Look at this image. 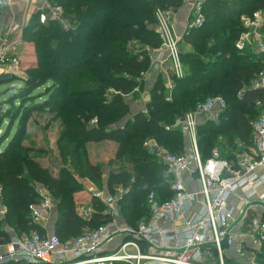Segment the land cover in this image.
<instances>
[{
	"label": "trees",
	"instance_id": "16d2710c",
	"mask_svg": "<svg viewBox=\"0 0 264 264\" xmlns=\"http://www.w3.org/2000/svg\"><path fill=\"white\" fill-rule=\"evenodd\" d=\"M51 1L63 8L70 27L64 28L55 21L41 23L39 13L32 17L26 30L30 31L38 48V71L23 79V86L17 89L19 105H12L0 115L2 120H9L11 133L14 113L22 111L16 116L23 129L27 117L49 100L39 101L40 98H65L68 92L67 98L78 96L81 100L71 105V113L65 119L68 128L74 129L71 137L78 139L71 155L82 178L100 182L103 176L101 165L89 159L86 147L89 142H116V158L127 157L133 165L131 170L112 169L107 182L110 193L119 185L128 190L118 203L123 222L135 226L149 217L147 199L151 191L144 201L141 192L145 187L155 186L156 190L152 191L162 199L172 195L170 180L173 176L143 147L145 140L155 138L171 152L183 153L185 136L180 131H168L164 126L194 110L197 103L209 95L224 96L228 105L220 118L205 123L199 121L197 136L203 159L217 146L224 157L230 158L231 148H236L238 143L243 148L252 144L250 122L242 109L255 106L258 99L264 104V91L248 90L242 100L237 94L264 70V57L249 51L240 52L235 43L244 30L241 16L264 10V0H208L204 26L190 30L185 36L192 48L181 49L185 77L174 78L172 100L167 101L165 79L159 76L151 87L152 97L146 113L134 110L126 98L136 88L143 87L144 82L138 78L150 69V51L162 44L156 32V8L177 10L182 0ZM68 75L75 76L74 80ZM51 81L50 90H40ZM70 81L77 89L74 92L69 91ZM94 118L97 124L91 125ZM9 133L0 140V186L2 204L7 207L6 217L1 221L5 228H0L2 244L9 243L12 234L22 235L34 229L46 234L42 226L34 222L30 208L40 202L34 193L33 179L43 182L59 199L55 233L63 243H70L112 219L99 199H94L96 209L90 220L81 218L74 202V194L83 188L81 182L69 176L55 177L27 154L23 157V167L20 154L16 152L19 143L12 140L1 148ZM227 149L230 150L227 152Z\"/></svg>",
	"mask_w": 264,
	"mask_h": 264
},
{
	"label": "built area",
	"instance_id": "2783aa9c",
	"mask_svg": "<svg viewBox=\"0 0 264 264\" xmlns=\"http://www.w3.org/2000/svg\"><path fill=\"white\" fill-rule=\"evenodd\" d=\"M17 1L3 0L10 6ZM207 1L182 0L190 9L182 35L176 30L173 8L155 10L156 32L162 44L154 50L152 62L161 65L167 75L171 73L164 84L167 101L172 100L174 78L186 75L181 43L190 30L204 26ZM28 4L36 5L42 22L47 18L61 21L64 16L62 7L51 0H28ZM241 22L244 30L235 43L236 49L264 57V10L242 15ZM22 30L21 23L0 21L1 65L9 68L19 65L15 56L6 54L5 44ZM147 77L146 72L138 80L145 83ZM248 90L264 91V70L244 85L237 98L242 100ZM256 103L260 105L263 101L258 99ZM227 105L224 96H210L198 102L194 110L164 126L187 137L189 147L181 154L171 152L155 138L145 140L148 153L173 176L169 198L162 199L155 191L149 193L147 219L135 226L119 223L122 214L118 203L128 193L123 185L115 187L108 196L92 190L94 198L104 200L105 213L112 217L109 222L66 244L58 235H43L35 229L14 235L6 245L0 244V249H4L0 252V264H264V113L250 122L252 144L234 152L230 158L214 148L203 159L199 150V116L218 119ZM96 124L97 119H92L91 125ZM85 179L81 178L80 182ZM49 204L45 199L41 207L46 209ZM1 205L0 214L6 215L7 207ZM30 208L34 222L39 224V206L32 204ZM93 212L92 206H85L77 214L90 220ZM117 238L121 241L111 250Z\"/></svg>",
	"mask_w": 264,
	"mask_h": 264
},
{
	"label": "rangeland",
	"instance_id": "374dc122",
	"mask_svg": "<svg viewBox=\"0 0 264 264\" xmlns=\"http://www.w3.org/2000/svg\"><path fill=\"white\" fill-rule=\"evenodd\" d=\"M5 6H0V21L5 22L7 18L12 19L15 23H21L23 25V30L21 33L13 34L9 38V41L5 44L6 54L13 55L19 60V65L9 68L0 64V73L3 75H9L10 78L0 80V114L2 112H7L12 105L15 107L19 105L18 100H16L17 89L23 86V79H26L29 75L37 73V68L39 65V60L37 56V46L36 42L32 40L30 31L26 30L29 26L30 20L35 14H38V10L33 9L29 10L26 14L23 10L21 15H25L22 20L18 19L16 16L13 17V13L15 12L14 5H6L3 0H0ZM1 5V4H0ZM14 7V8H13ZM63 9V8H62ZM18 11V10H17ZM20 14L18 16H20ZM41 19V23H50L52 21L58 22L64 28L70 27L68 21L63 18L60 20L55 19H45L44 22ZM36 29V28H35ZM26 30V31H25ZM140 44V43H139ZM138 45V44H137ZM154 50L150 51L151 57H154ZM153 61V60H152ZM155 64L151 62V66L149 70H154ZM148 70V71H149ZM147 71V72H148ZM70 80H74L72 75H68ZM77 77V76H76ZM53 83L48 82L46 86H43L41 91H48L52 87ZM47 88V89H46ZM77 89L72 86L70 81L69 91L74 92ZM151 92V91H150ZM131 95L127 97V102L132 103L133 98H136L134 92L130 93ZM68 94H65L64 97L59 98H50L49 96H45L46 98H40L39 101H43L44 99L49 98L48 102L44 107L39 110L32 112L28 117L23 129L20 128V124L18 121V117L16 115L21 114L22 111H17L14 113L15 123L12 128L11 133H9V120H2L0 115V140L3 137H7L9 133V138L2 143L1 148L3 149L8 145L12 140L16 143H19V146L16 147V152L20 154V162L23 163V157L29 155L30 159L36 160L39 164L48 169L50 174L55 177H71L74 181L80 182L82 176L79 174V171L76 169V163L73 162L71 151L75 147L78 139L71 137L73 134L72 131L74 129H69L66 123V115L71 113L69 111L71 105L77 104L81 99L76 96L74 98H67ZM138 96V95H137ZM212 95H209V97ZM152 97V96H151ZM66 99V101H65ZM255 106L251 108H243L242 111L245 113L248 121L251 122L256 119L259 115L264 113V104H257L255 102ZM59 109L57 111L56 109ZM208 117L205 115L199 116V121L205 123L208 121ZM169 125V124H168ZM222 142V141H221ZM236 148H231L232 153L239 152L242 150V144L238 143ZM87 151L89 154L90 161L94 163H98L102 167V179L100 182H95V185L98 188H103L105 180L109 178L110 171L114 168H129L133 169V165L129 161L127 157L122 159L116 158V149L117 144L110 141H100V142H89L87 144ZM144 147V145H143ZM218 147V146H217ZM215 147V148H217ZM219 149V147H218ZM230 149H227V152ZM159 165L160 162L158 161ZM24 167V163L21 164ZM25 170V169H24ZM23 170V171H24ZM33 188L35 189V195L38 196L40 202L37 204L39 208L41 207L42 201L48 199L50 204L47 208L46 217L49 220H52L50 224L54 226V231L56 230V223L59 218V210L58 206V197L54 196V192H52L43 182L37 181L36 179L31 180ZM82 184V182H81ZM83 185V184H82ZM82 190L78 191L74 194V202L76 206L77 201L85 200L89 197L90 192L87 190L85 193L83 191L84 185L82 186ZM152 190H156L155 186L145 187L141 195L146 201V195ZM31 206V205H30ZM41 209V208H40ZM39 209V210H40ZM33 213V212H32ZM40 213V212H39ZM41 214V213H40ZM3 220L0 219V228H5ZM44 224V223H43ZM46 224V223H45ZM48 224V225H50ZM42 226V225H41ZM53 235V234H52ZM54 235H57L54 233ZM0 244L1 241H0ZM7 244V243H6Z\"/></svg>",
	"mask_w": 264,
	"mask_h": 264
},
{
	"label": "crops",
	"instance_id": "0c3cea01",
	"mask_svg": "<svg viewBox=\"0 0 264 264\" xmlns=\"http://www.w3.org/2000/svg\"><path fill=\"white\" fill-rule=\"evenodd\" d=\"M14 7H15V12L12 14L13 17H17L18 19L22 20L23 15H21L20 13H22V11L24 10L25 11V14L29 11V10H32L35 9L36 10V5H31V4H28V0H18L16 2V4H14ZM13 7V8H14ZM18 10V11H17ZM189 5L186 4V3H183L181 5V7H179L177 10H175V24H176V30L177 32L182 35L185 33V30H186V26H187V17L189 15ZM20 14V16H18ZM14 19H12L13 21ZM7 22H11L9 18H7V20H5ZM185 39V37H184ZM192 47L190 44L186 43V41H182L181 43V49L183 50H190ZM155 55V53H154ZM163 67L161 65H158V64H155V69L154 70H149L147 73H148V77H147V81H145V83L143 84V87H138L134 90V94L136 95V98H133V101L131 103V105L133 106V109L134 110H141L143 112H147V104L148 102L151 100V87L152 85L154 84V82L156 81V79H158L159 76H162L164 79H165V82L167 81L168 79V76L171 75L170 72H168V75L166 74V72L162 71ZM131 94H129L127 97H129ZM138 95V96H137ZM186 139V143L184 145V151L189 147V142H188V139L187 137H185ZM114 142V141H112ZM158 142V140H157ZM116 143V142H114ZM159 143V142H158ZM117 144V143H116ZM160 144V143H159ZM162 145V144H160ZM164 146V145H162ZM165 148H167L166 146H164ZM117 148H118V144H117ZM168 149V148H167ZM169 150V149H168ZM117 151V149H116ZM92 162V161H91ZM94 163V162H93ZM119 168H114V170H119ZM130 170V169H129ZM102 179L104 180V177H102ZM109 179V178H108ZM108 179H106L104 182V186L103 188H98L94 181L90 178H87L85 180L82 181V184L84 185V189L83 191L86 193L87 190L90 192L89 194V197L85 200H82V201H77L76 202V211L79 213L80 210L82 209V207H85V206H92L93 209H94V212H95V209L96 207L94 206V199H97V198H94L93 195H92V190H98V191H101L103 192V195L104 196H108L109 194H111L109 191H108V186H107V182H108ZM100 200V199H99ZM102 203H104V200H100ZM2 203H0V206ZM105 204V203H104ZM106 205V204H105ZM107 207V206H106ZM41 208V209H40ZM38 208V211L41 213V216H40V222L39 224L42 225V228L44 229L45 233L46 234H54L55 231H54V226H52V224H50V222L52 220H49L47 219L46 217L48 216L47 214V208H43V207H40ZM119 208V207H118ZM40 209V210H39ZM93 212V213H94ZM93 215V214H92ZM6 217V215H3V214H0V219L1 220H4ZM42 218V219H41ZM122 218H123V215H122ZM122 218L119 219V223L121 225H128L126 224V222H123ZM44 223V224H43ZM46 223V224H45ZM50 224V225H48ZM15 234H12V236H14ZM121 241V238H117L110 246L111 250L115 249L118 244L120 243ZM4 245V244H3ZM6 245V244H5ZM1 246V245H0ZM4 249H0V252H2Z\"/></svg>",
	"mask_w": 264,
	"mask_h": 264
},
{
	"label": "water",
	"instance_id": "95a60500",
	"mask_svg": "<svg viewBox=\"0 0 264 264\" xmlns=\"http://www.w3.org/2000/svg\"><path fill=\"white\" fill-rule=\"evenodd\" d=\"M7 78H10V76L6 74V75L1 76L0 80L7 79Z\"/></svg>",
	"mask_w": 264,
	"mask_h": 264
}]
</instances>
